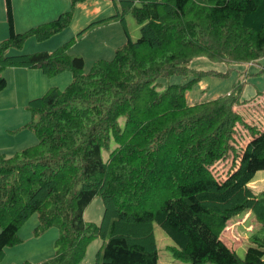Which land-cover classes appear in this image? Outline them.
<instances>
[{
  "label": "trees",
  "instance_id": "16d2710c",
  "mask_svg": "<svg viewBox=\"0 0 264 264\" xmlns=\"http://www.w3.org/2000/svg\"><path fill=\"white\" fill-rule=\"evenodd\" d=\"M57 19L17 33L12 0H6L9 36L0 42V95L11 68L39 69L48 78L72 73L64 90L50 88L30 101L37 118L25 126L38 143L0 155V262L35 215L34 236L56 228L55 254L37 264H81L96 239L106 240L97 264H158L155 224L173 240L172 257L186 264H264V239L251 238L244 258L222 235L232 218L251 211L264 227V193L251 188L264 170V130L251 128L241 154L231 144L244 118L234 107L241 87L227 96L189 105L186 94L202 73L189 68L198 57L258 63L264 58V0H121L114 16L131 14L141 36L112 60L85 73V60L68 53L74 40L53 52L9 56L29 38L45 42L73 22L78 3ZM196 75L194 81L158 89L160 78ZM232 151V152H231ZM233 153L225 179L208 164ZM104 202L100 225L85 211ZM22 264H33L24 262Z\"/></svg>",
  "mask_w": 264,
  "mask_h": 264
},
{
  "label": "rangeland",
  "instance_id": "374dc122",
  "mask_svg": "<svg viewBox=\"0 0 264 264\" xmlns=\"http://www.w3.org/2000/svg\"><path fill=\"white\" fill-rule=\"evenodd\" d=\"M120 1L98 0L87 2H106L110 8L109 15L114 16L120 8ZM2 2H6V0H0V12L3 6ZM12 2H26L29 4L27 10L25 8L24 10H18L17 17L20 21L23 19L30 20V15L33 16V19L38 20L42 17L44 14L43 11L46 9L50 10L46 16L52 17V21L57 19L61 14L70 11L72 6V0H12ZM20 3L17 4V9L20 7ZM62 3L67 8L61 13ZM79 4L76 5L77 9L75 8L76 14L74 15L75 19H73L74 22L68 28H75V26L77 28V26L81 27L82 25L84 12L80 10ZM104 13L106 14V12ZM125 27L128 29L132 41L135 42L140 38L142 25L131 14H128L125 16V23L120 20H113L109 23L94 26L82 36H80V33L83 31L76 33L67 40V42L74 40L68 53L71 56L83 57L85 60V73H89L97 61L112 60L116 51L127 43L128 39ZM66 30L63 31L64 33H61L67 34ZM39 46L38 40L35 37H31L22 49H10L7 55L15 56L44 51L38 50ZM58 48L53 47L52 51ZM35 49L36 51H34ZM189 68L202 73L199 80L191 84V88L186 94L189 105L230 95L233 92L235 93L236 85H242L241 102H248L234 107V111L238 112L244 118V121L243 123L237 124L235 129L236 133L231 142L236 149L235 154L240 155L243 148L251 139L250 129L257 128L261 131L264 130V58L258 63L248 64L215 61L208 56H201L193 60ZM39 74L43 73L40 72ZM195 78L196 75H190L187 78L180 76L160 78L157 81V86L159 90L164 91L173 84H186L194 81ZM32 79L38 80L39 78L33 77ZM33 80H19V87L15 81L9 80L12 84L8 87L7 91L3 92L4 94L2 96H5L4 99H1L2 97L0 95V152L6 151V156H12L18 151L38 143V138L34 132L25 128L26 125L37 120L28 109V106L30 101L44 96L46 90L38 91L33 99L27 100L29 88L33 85ZM51 80L54 85L58 83L57 86H59V89L64 90L72 82V73L65 72L51 77ZM52 87L53 85L50 88ZM15 96L17 100H14ZM24 97H26V101ZM223 158L220 157V160H218L220 161V170H214L215 175L221 179L228 177L232 165L235 162L233 153L230 154L229 152V155L227 154L226 158ZM250 186L257 195L264 193V170L256 174ZM104 210L103 199L100 196L95 198L85 211L84 217L86 222L100 225ZM248 215L249 218H247ZM38 224L39 216L35 214L20 232L22 242L9 247L6 251V257L0 264H22L24 262L37 264L51 258L55 254V241L59 236L58 229L53 228L43 236L35 237L34 230ZM231 230L232 234H230ZM225 231L223 234L229 233L232 236L230 242L241 258L245 257L248 248L253 245L251 241L253 236L264 239V227L258 222L251 211H245L232 218ZM155 236L159 250L158 264H186L179 263L172 257L169 247L174 246V242L157 224H155ZM105 242L106 240L98 238L91 243L86 257L81 264H97L98 255Z\"/></svg>",
  "mask_w": 264,
  "mask_h": 264
},
{
  "label": "crops",
  "instance_id": "0c3cea01",
  "mask_svg": "<svg viewBox=\"0 0 264 264\" xmlns=\"http://www.w3.org/2000/svg\"><path fill=\"white\" fill-rule=\"evenodd\" d=\"M87 1H98V0H87ZM87 1L82 2L78 5L80 7V10L84 12V19H83L81 27H79V26H77V28H76V26H75V28L70 27L66 30L67 34H63L64 33L63 32V33L58 34V35L54 36L53 38H51L45 42H39L38 41L39 45H40L38 50H44L42 52H51L53 47H60L62 44L66 43L67 40H69V38L73 37L76 33L80 32V31H84L91 24L99 22V21L104 20V19H107L111 16V15H109L110 14V8L106 2H87ZM2 3H3V6H2V10L0 12V42L4 41L9 36V22H8V13H7V8H6V2H2ZM18 3H20V2H12L14 26H15V31L17 33H19V32L23 33V32H25V31L33 28V27H36L38 25L48 23L51 21L52 17L46 16V15H48L50 10H47L46 8H45L46 10L43 11L44 14L40 18L42 20L33 19L32 15L29 16L30 20H25V19H23L22 21L18 20V17H17L18 10H20V9L24 10V8H25V10H27L28 5H29L26 2H21L20 7L17 9ZM65 4H66V2H65ZM65 4L62 3L63 7L61 9V13L66 10L65 8H67ZM64 5H65V7H64ZM104 12H106V14ZM75 14H76V11H75ZM74 19H75V17H74ZM73 22H74V20H73ZM73 22H72V24H73ZM72 24L70 26H72ZM84 24H88V25H84ZM34 51H36V49ZM27 52H33V51H27ZM40 72H42V71L39 69H26V68H11V69L5 70L4 75L8 81V86L4 91H7L8 87L12 84V83H10V81H15L19 87V84H20L19 80L20 81L23 79L33 80L32 79L33 77H37L39 79L33 80V85L30 86V88H29V93H28L29 95L27 94L28 95L27 100L33 99L35 97V94L38 91L46 90V92H47V90H49V88L52 85H53V87H57V88L59 87V86H57L58 83H56V85H54L52 83L51 78H48L44 74H39ZM3 92L1 93V97H2L1 99H4V97H5V96L4 97L2 96L4 94ZM15 99H16V96H15L14 100ZM24 99L26 101V97H24ZM0 154L1 155H7V152L3 151V152H0ZM247 218H249V215L247 216ZM230 234H232V230H231ZM230 234L229 233L223 234L222 240L226 243V245L229 248L234 249V246L230 242V240H232L231 239L232 236H230Z\"/></svg>",
  "mask_w": 264,
  "mask_h": 264
},
{
  "label": "built area",
  "instance_id": "2783aa9c",
  "mask_svg": "<svg viewBox=\"0 0 264 264\" xmlns=\"http://www.w3.org/2000/svg\"><path fill=\"white\" fill-rule=\"evenodd\" d=\"M220 157H224V158H226V156H218L217 159L214 160V162L208 164V168H209L210 170H212L214 174H216V173L214 172V170H220V169H219V168H220V167H219V162H220V161H218V160H220V159H219ZM224 158H223V159H224ZM232 166H233V165H232Z\"/></svg>",
  "mask_w": 264,
  "mask_h": 264
}]
</instances>
